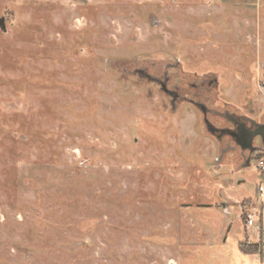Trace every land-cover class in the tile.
<instances>
[{"label":"rangeland","instance_id":"obj_1","mask_svg":"<svg viewBox=\"0 0 264 264\" xmlns=\"http://www.w3.org/2000/svg\"><path fill=\"white\" fill-rule=\"evenodd\" d=\"M0 20V264L200 262L204 206L236 205L221 185L248 195L255 169L125 71L174 64L190 91L202 66L255 117L264 0H0Z\"/></svg>","mask_w":264,"mask_h":264},{"label":"flooded vegetation","instance_id":"obj_2","mask_svg":"<svg viewBox=\"0 0 264 264\" xmlns=\"http://www.w3.org/2000/svg\"><path fill=\"white\" fill-rule=\"evenodd\" d=\"M175 66L177 65H166L162 71L158 72L150 71L145 64L133 66L125 71V76L136 77L154 84L166 96L171 109L177 108L182 103L194 106L201 115L205 129L220 144L217 159L226 150L238 148L241 164L233 173L241 167H249L255 160L256 153L261 151L264 145L258 135L253 136L255 132L264 133V108L258 110L254 117L250 99L241 106L228 102L221 94V89L219 90L221 86L218 73L202 66L200 71H192L194 80L190 83V91H186L178 81L170 82L171 78L167 75V69ZM228 104L233 106V111L226 109ZM211 116L220 117L226 123L215 124L211 121ZM223 138L228 140L221 144Z\"/></svg>","mask_w":264,"mask_h":264},{"label":"crops","instance_id":"obj_3","mask_svg":"<svg viewBox=\"0 0 264 264\" xmlns=\"http://www.w3.org/2000/svg\"><path fill=\"white\" fill-rule=\"evenodd\" d=\"M263 156L254 160L251 165H253L254 172H246L248 180L253 184L254 189L249 191L248 195H242L238 193L237 197L230 196V190L228 188H236V182H243L241 179L238 181L226 182L221 185L220 193L224 198L228 197L233 200L236 205L224 206L225 200L220 201V207H209V205L204 206L206 208V214L200 219L206 223L205 231L201 228L195 233L196 239L198 236L197 245H202L204 247V256L201 261L197 264H264V172L260 173L257 170V164L259 161L264 160V146H262ZM249 167H241L238 171L242 173L245 169ZM261 184L263 186V191L259 194L257 186ZM210 185V184H209ZM247 196V197H246ZM227 199V198H226ZM229 201V200H228ZM243 202L244 205H243ZM224 208V209H223ZM223 209V211H222ZM221 211V214L217 212ZM254 213L256 215V222L252 226H246L245 213ZM209 213L211 218L216 216L213 220L218 222V224L213 228L208 229ZM225 215L226 218L220 216ZM221 218V219H220ZM225 220V221H224ZM215 231L214 236L211 237L212 232ZM246 242L247 244L256 245L258 250L256 252L245 253L240 250L239 245ZM195 264V263H192Z\"/></svg>","mask_w":264,"mask_h":264},{"label":"built area","instance_id":"obj_4","mask_svg":"<svg viewBox=\"0 0 264 264\" xmlns=\"http://www.w3.org/2000/svg\"><path fill=\"white\" fill-rule=\"evenodd\" d=\"M257 170L260 173L264 172V160H261L258 162ZM257 190H258L259 194H261V192L263 191V186L261 184H259L257 186ZM255 222H256V215L254 213H246V217H245L246 226H252Z\"/></svg>","mask_w":264,"mask_h":264},{"label":"trees","instance_id":"obj_5","mask_svg":"<svg viewBox=\"0 0 264 264\" xmlns=\"http://www.w3.org/2000/svg\"><path fill=\"white\" fill-rule=\"evenodd\" d=\"M263 156V151H259L257 154V157H255L256 160L260 159ZM243 219H245L244 216H242ZM239 248L241 251L245 252V253H251V252H256L258 250L256 245L253 244H247L246 242L241 243L239 245Z\"/></svg>","mask_w":264,"mask_h":264},{"label":"water","instance_id":"obj_6","mask_svg":"<svg viewBox=\"0 0 264 264\" xmlns=\"http://www.w3.org/2000/svg\"><path fill=\"white\" fill-rule=\"evenodd\" d=\"M0 22H1V20H0ZM256 135H258L259 136V138L261 139V142L262 143H264V133H260V132H255L254 134H253V136H256ZM264 146V145H263Z\"/></svg>","mask_w":264,"mask_h":264}]
</instances>
